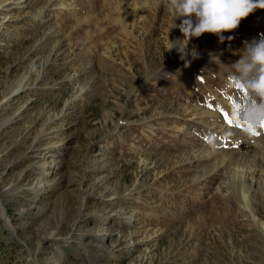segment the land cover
I'll use <instances>...</instances> for the list:
<instances>
[{
  "label": "rangeland",
  "instance_id": "1",
  "mask_svg": "<svg viewBox=\"0 0 264 264\" xmlns=\"http://www.w3.org/2000/svg\"><path fill=\"white\" fill-rule=\"evenodd\" d=\"M73 1L0 3V264H264V128L231 118L263 10L184 46L155 0ZM132 221L156 234L147 258Z\"/></svg>",
  "mask_w": 264,
  "mask_h": 264
},
{
  "label": "clouds",
  "instance_id": "2",
  "mask_svg": "<svg viewBox=\"0 0 264 264\" xmlns=\"http://www.w3.org/2000/svg\"><path fill=\"white\" fill-rule=\"evenodd\" d=\"M155 3L169 9L171 28L178 27L183 33L184 39L177 41L184 46L190 38H199L204 33L214 34L220 43L231 40L233 37H225V32L238 29L241 21L256 9H264V0H155ZM177 18L181 20L178 25L174 22ZM238 55L239 59L231 63V75L245 90L247 99L231 106V118L254 135L264 128V34L246 41Z\"/></svg>",
  "mask_w": 264,
  "mask_h": 264
},
{
  "label": "bare ground",
  "instance_id": "3",
  "mask_svg": "<svg viewBox=\"0 0 264 264\" xmlns=\"http://www.w3.org/2000/svg\"><path fill=\"white\" fill-rule=\"evenodd\" d=\"M11 2V1H13V0H0V3H6V2ZM27 0H18V2H20V3H24V2H26ZM53 1V4L56 6V8L57 9H68V7L69 8H72V13H75V4H73V0H52ZM120 1H122V0H120ZM124 1V0H123ZM112 2V1H111ZM113 3H114V1H113ZM117 3V2H116ZM119 3V2H118ZM121 4V3H120ZM119 4V5H120ZM125 5L127 4V3H124ZM123 4V5H124ZM142 4H145V0H135V2L133 3L132 2V4L131 5H134V7L137 5V7H140ZM4 5V4H3ZM125 5L123 6L124 7V11H125V13H126V17H128L129 18V20L131 21V23H130V25L129 26H131V27H134V26H136L137 24H139L138 22H139V20L138 19H140V17L142 16V14H141V16L139 17L138 16V14H135L134 13V11H131V9H130V6L129 5H126V7H125ZM23 6V5H22ZM118 6V5H117ZM118 7H120V6H118ZM166 7V6H165ZM121 8V7H120ZM155 8H156V6H155ZM118 9V8H117ZM123 9V8H122ZM168 9V8H167ZM115 10H116V6H115ZM263 10V11H262ZM114 11V10H113ZM262 11V12H261ZM143 12V11H142ZM254 12H261L260 14H263V12H264V9H256ZM253 12V13H254ZM253 15V14H252ZM252 15H251V18H252ZM260 17H259V19H256V16H254L253 17V19H256V20H260V21H263L264 20V16H262V15H259ZM123 19V18H122ZM126 20V19H125ZM141 20V19H140ZM123 23H124V26H126L127 25V21H124L123 20ZM129 28V27H128ZM155 29V28H154ZM131 30V29H130ZM179 33V32H178ZM180 34L181 33H179V39L178 40H180ZM225 35H227V33L225 34ZM203 36V38L205 37V33L202 35ZM181 37H183V36H181ZM184 38V37H183ZM205 41H203L202 43L203 44H205L204 43ZM177 43H179V44H183L181 41H177ZM245 91V90H244ZM196 108H194L193 109V111L195 110ZM197 114V112H193L191 115H193V116H195ZM225 131H227L228 133L230 132V131H233V129L231 128L232 126H230L229 124H228V117L226 116L225 117ZM235 129V128H234ZM245 134V133H244ZM246 135V134H245ZM245 140V139H244ZM247 141V140H246ZM250 144V143H249ZM204 153V152H203ZM254 154V153H253ZM205 155H207V156H210L209 154H206L205 153ZM213 155H211L210 157H212ZM223 156L224 155H222V158H220V162L222 163L223 162ZM251 155H249V157H250ZM256 156V155H255ZM246 158H248L247 156H245ZM228 158V157H227ZM254 158H256V157H254ZM243 159V158H242ZM241 160V159H240ZM244 161V160H243ZM256 161V160H255ZM236 163V162H235ZM234 163V164H235ZM237 163H238V161H237ZM237 163H236V166H237ZM247 163V162H246ZM248 163H250V161H248ZM240 164H243L244 165V163L242 162V163H240ZM256 163H254V165H255ZM259 164H260V161H259ZM259 164H258V166H259ZM246 165V164H245ZM244 165V166H245ZM253 165V166H254ZM239 166V165H238ZM252 166V165H251ZM251 166H249L248 165V169L247 170H245V171H243L244 173H242V172H240V168H237V167H234L233 168V170H234V172L232 173V176H233V174H235V176H234V178L235 177H241V178H246V177H248L249 179H257V177L259 176V175H261L263 172L261 171V170H258V169H255V168H251ZM257 166V167H258ZM242 167V166H241ZM255 167V166H254ZM263 167V166H262ZM46 169V171H49L50 169H48V167L47 168H45ZM263 170V169H262ZM247 179V178H246ZM246 179H244L243 180V182L246 180ZM42 180V179H41ZM40 180V181H41ZM43 181V180H42ZM247 181V180H246ZM245 183V182H244ZM244 183H242V184H244ZM247 183V182H246ZM245 183V184H246ZM240 186H242L241 185V183H240ZM250 187V186H249ZM248 188V187H247ZM250 189V188H249ZM245 191H246V188L244 187V186H242L241 187V197H242V202H243V205L249 210V212L251 213V216L253 217V219H257V218H259V214H258V212L257 211H255L254 209H253V198H252V193H250L249 191V193H245ZM253 191V190H252ZM255 215H256V217H255ZM131 223V222H130ZM139 224L137 223V222H134V221H132V228H133V230L129 233V235L127 234V236H125V237H128V242H129V245H130V247L132 246V247H134V245L135 244H137V243H139V242H143L144 243V245H145V248H144V255H145V257L147 258V256L153 251V245L151 244L153 241H154V238L156 237V234H147V229H140L139 227H141V225H139ZM150 232V231H149ZM124 235H126V234H124ZM154 237V238H153ZM127 240V239H126ZM150 241V243H148ZM140 245H141V243H140ZM126 247V246H125ZM143 252V251H142ZM143 255V254H142ZM145 260V259H144ZM150 260H152V259H150ZM147 261H148V259H147ZM149 264H151V263H149Z\"/></svg>",
  "mask_w": 264,
  "mask_h": 264
},
{
  "label": "water",
  "instance_id": "4",
  "mask_svg": "<svg viewBox=\"0 0 264 264\" xmlns=\"http://www.w3.org/2000/svg\"><path fill=\"white\" fill-rule=\"evenodd\" d=\"M1 202H2V200H1V198H0V204H1ZM4 204H5V203L1 204V206H4ZM3 221H4V220L2 219V228H3L5 231L8 232V227L4 224ZM11 235H16V233L11 234Z\"/></svg>",
  "mask_w": 264,
  "mask_h": 264
}]
</instances>
